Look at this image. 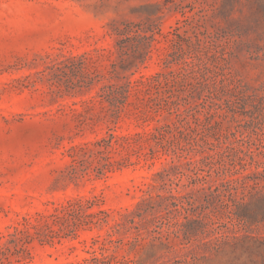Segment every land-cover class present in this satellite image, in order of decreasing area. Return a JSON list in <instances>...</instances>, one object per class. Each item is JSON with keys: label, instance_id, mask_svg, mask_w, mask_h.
<instances>
[{"label": "rangeland", "instance_id": "374dc122", "mask_svg": "<svg viewBox=\"0 0 264 264\" xmlns=\"http://www.w3.org/2000/svg\"><path fill=\"white\" fill-rule=\"evenodd\" d=\"M0 264H264V0H0Z\"/></svg>", "mask_w": 264, "mask_h": 264}]
</instances>
